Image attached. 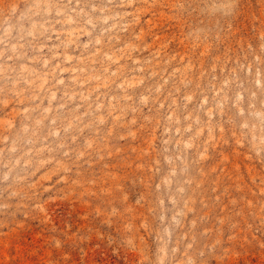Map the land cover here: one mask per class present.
I'll return each instance as SVG.
<instances>
[{"label": "rangeland", "instance_id": "obj_1", "mask_svg": "<svg viewBox=\"0 0 264 264\" xmlns=\"http://www.w3.org/2000/svg\"><path fill=\"white\" fill-rule=\"evenodd\" d=\"M0 264H264V0H0Z\"/></svg>", "mask_w": 264, "mask_h": 264}]
</instances>
